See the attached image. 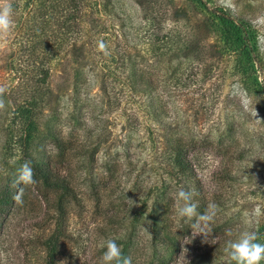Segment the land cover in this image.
Instances as JSON below:
<instances>
[{"label": "rangeland", "instance_id": "rangeland-1", "mask_svg": "<svg viewBox=\"0 0 264 264\" xmlns=\"http://www.w3.org/2000/svg\"><path fill=\"white\" fill-rule=\"evenodd\" d=\"M93 2L95 26L104 33L92 47L106 45V64L94 54L79 63L67 55L51 63L53 103L40 120L53 137L35 142L45 152L43 161L53 156L76 192L68 201L53 264H101L105 249L100 245L108 239L125 247L131 264H157L168 241L152 215L170 218L174 231L188 227L171 264H229L226 242L240 232L250 227L264 242V0ZM11 4L14 25L0 40V86L6 88L0 110V198L6 187L16 192L23 164L18 157V0ZM214 7L249 23L256 47L249 65L230 51ZM124 54L125 71L138 81L134 86H128L120 66ZM104 80L114 90L109 97L101 89ZM178 139L188 148L193 168L188 176L176 174L170 163ZM29 186L22 202H0V264L50 262L47 242L57 214L44 200L46 191ZM181 188L194 193L197 210L204 208L199 214L216 206L211 220H178L174 204Z\"/></svg>", "mask_w": 264, "mask_h": 264}, {"label": "trees", "instance_id": "trees-1", "mask_svg": "<svg viewBox=\"0 0 264 264\" xmlns=\"http://www.w3.org/2000/svg\"><path fill=\"white\" fill-rule=\"evenodd\" d=\"M95 5L93 0H18V157L22 163L31 162L35 180L32 184L38 187V191H46L44 200L49 206L52 205L57 214L55 228L47 242L49 264L54 263L59 251V239L68 214V201L76 198V192L69 176L62 174L52 161L53 156L49 155L43 161L45 152H41L35 142L44 135L53 137L51 132L42 128L40 120L53 103L54 92L50 89L51 63L62 55L70 56L79 63L87 54H94L99 61L106 62L104 51L99 50L98 46L92 47L94 41L104 33L103 29L102 32L99 30V24L95 26L98 21L94 17ZM211 11L218 25L224 29L223 35L230 44V51L239 52L241 57L248 60L249 65L256 53L249 23L245 20L236 21L220 7H214ZM121 59L120 66L125 71L126 54ZM245 70L250 72L249 66ZM125 73L128 86L137 84L138 81L133 80V75L127 69ZM101 89L105 96L113 95L114 90L111 91L106 80ZM120 93L114 92V96L117 97ZM138 93L142 94L143 91ZM187 150L180 139L175 140L170 149V163L176 174L188 176L193 171ZM21 189L22 195L27 197L29 184L19 183L16 192L11 186L6 187L1 193V205H11L13 197ZM203 209L197 211L202 212ZM160 219V215H152L154 225L164 227L163 236L168 241V248L158 258L157 264H171L175 251L178 250L177 241L188 227L184 225L181 230L174 231L168 225L170 218ZM119 243L126 245L124 240ZM124 253L125 247L122 250L123 256Z\"/></svg>", "mask_w": 264, "mask_h": 264}, {"label": "clouds", "instance_id": "clouds-1", "mask_svg": "<svg viewBox=\"0 0 264 264\" xmlns=\"http://www.w3.org/2000/svg\"><path fill=\"white\" fill-rule=\"evenodd\" d=\"M14 10L11 4V0H0V40L6 38L12 31L14 25ZM101 51L108 54L106 51V45L100 42L98 45ZM6 92L4 86H0V110L5 108V101L2 98ZM249 100H245L244 107L249 110ZM254 114L257 116V111L254 110ZM33 169L30 161H25L17 170V176L15 183L32 184L35 183L33 179ZM23 190L21 189L13 199L17 202H22ZM193 192L186 191L181 188L175 194V213L178 220H192L194 217L199 221L211 220L214 216L215 205H209V210L204 214L197 212L198 205L193 202ZM249 214L245 213L247 217ZM250 224L251 221H248ZM193 224V227H196ZM101 248L105 249L101 257V264H131L130 257H124L122 255V249L113 239H108L101 243ZM225 253L229 257V264H261L264 261V242H260L258 233L252 230L250 227L248 230L240 232L235 239H231L226 242L224 249Z\"/></svg>", "mask_w": 264, "mask_h": 264}]
</instances>
